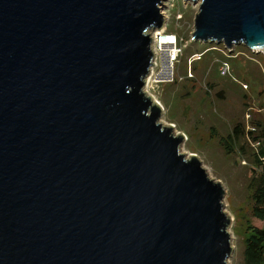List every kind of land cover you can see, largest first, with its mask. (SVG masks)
<instances>
[{"label":"water","instance_id":"obj_1","mask_svg":"<svg viewBox=\"0 0 264 264\" xmlns=\"http://www.w3.org/2000/svg\"><path fill=\"white\" fill-rule=\"evenodd\" d=\"M193 39L264 53V0ZM164 0H0V264H229L225 188L144 90Z\"/></svg>","mask_w":264,"mask_h":264},{"label":"rangeland","instance_id":"obj_2","mask_svg":"<svg viewBox=\"0 0 264 264\" xmlns=\"http://www.w3.org/2000/svg\"><path fill=\"white\" fill-rule=\"evenodd\" d=\"M198 11L199 2L164 0V22L151 31L155 57L144 90L160 106V121L172 125L183 136L182 152L195 155L210 177L224 186L233 247L228 261L242 264L247 221L262 224L251 215L249 187L257 144L241 141L236 152L227 154L220 138L227 136L237 123L251 130L252 121L264 118V53L245 45L228 49L224 44L194 40ZM168 34H176L181 51L170 75L161 77L167 47L157 41H164ZM202 51L207 53L200 59L198 56L203 53L198 52ZM231 54V74L224 75L220 66L224 57Z\"/></svg>","mask_w":264,"mask_h":264},{"label":"trees","instance_id":"obj_3","mask_svg":"<svg viewBox=\"0 0 264 264\" xmlns=\"http://www.w3.org/2000/svg\"><path fill=\"white\" fill-rule=\"evenodd\" d=\"M232 58V54L224 57L229 64V59ZM252 125L253 129L246 130L243 123H237L227 136L220 138V142L227 154L236 152L241 141L251 140L257 144L252 157L249 187L253 202L251 215L262 224L256 225L251 220L247 221L242 264H264V118L252 121Z\"/></svg>","mask_w":264,"mask_h":264},{"label":"built area","instance_id":"obj_4","mask_svg":"<svg viewBox=\"0 0 264 264\" xmlns=\"http://www.w3.org/2000/svg\"><path fill=\"white\" fill-rule=\"evenodd\" d=\"M167 37H169V40L172 41L169 43V46L171 48L168 49V55H171V57L173 58V60L175 61L177 59V57L179 56V52L181 51V49L178 48V38L176 36V34H168ZM167 51V50H166ZM199 58L201 57L198 56ZM223 64L220 66V72L224 75L230 73V64L227 61H223Z\"/></svg>","mask_w":264,"mask_h":264},{"label":"bare ground","instance_id":"obj_5","mask_svg":"<svg viewBox=\"0 0 264 264\" xmlns=\"http://www.w3.org/2000/svg\"><path fill=\"white\" fill-rule=\"evenodd\" d=\"M156 29H158V28H156ZM155 29V30H156ZM165 37V39H164V41L161 39L160 41H157V42H159L160 44L159 45H161V46H163V47H167V51H164V53H163V57L165 58L163 61H164V67H163V70H162V72H161V77H166V76H169L170 74H169V72H170V69L172 68V66H173V63H174V60H173V58L171 57V55H168V49L169 48H171L170 46H169V43L170 42H172V41H170L169 40V37H167V36H164ZM163 37V38H164ZM170 65H171V67H170ZM171 73V72H170ZM169 74V75H168Z\"/></svg>","mask_w":264,"mask_h":264}]
</instances>
